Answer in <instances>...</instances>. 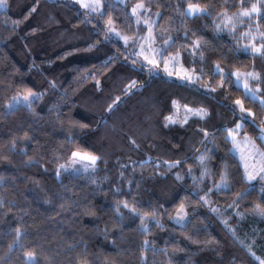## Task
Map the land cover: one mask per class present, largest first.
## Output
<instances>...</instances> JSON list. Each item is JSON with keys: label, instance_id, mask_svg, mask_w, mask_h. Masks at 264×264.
<instances>
[{"label": "trees", "instance_id": "16d2710c", "mask_svg": "<svg viewBox=\"0 0 264 264\" xmlns=\"http://www.w3.org/2000/svg\"><path fill=\"white\" fill-rule=\"evenodd\" d=\"M102 2L103 16L74 0H5L0 9V264H261L252 250L264 220L252 212L264 199L245 179L225 129L239 121L260 142L264 108L232 74L260 73L264 97V56L243 46L249 19L234 33L215 26L223 9L235 13L255 0H143L157 40L176 41L166 54L179 51L183 65L200 73L197 83L151 71L135 55L137 44L131 52L106 39L109 18L135 39L147 26L131 13L138 0ZM189 2L212 14L183 15ZM28 89L40 94L31 108L6 110ZM237 99L254 115L241 120ZM184 105L206 115L166 121L183 119ZM76 150L100 157L95 171L57 177ZM169 161L180 163L169 168ZM224 172L227 188L217 190ZM125 200L155 211L147 231ZM181 203L184 225L173 221Z\"/></svg>", "mask_w": 264, "mask_h": 264}, {"label": "snow or ice", "instance_id": "6c2138e0", "mask_svg": "<svg viewBox=\"0 0 264 264\" xmlns=\"http://www.w3.org/2000/svg\"><path fill=\"white\" fill-rule=\"evenodd\" d=\"M79 3L82 7L91 9L96 12H100L102 7L101 0H79ZM5 6V0H0V7ZM150 9L148 6L143 2V0H138V2L132 7L131 13L136 17V23L139 24L141 20H143V24L147 26V33L144 36H141L138 40H133V44H138L140 51L135 53V55L142 56L143 62H146V65H153L159 66L161 63L163 64L164 71L167 72L169 75L175 74L182 76L185 80L191 81L194 77L196 79H200V73H197L195 69H187L184 68L183 65L180 63V53L177 51L174 55H165L168 52V49L175 45L176 41L172 36H168L167 39L163 40V43L160 47H155L156 37L153 33V22H150L149 19L145 18L144 15L149 12ZM101 16L104 15L103 12H100ZM212 13L209 11L207 6H203L199 2L193 3L189 2L187 7L184 9L183 15L185 16H199V15H211ZM155 15L159 16L160 13H155ZM253 17H256L255 21V31H252V26L249 25V30L245 33H242V36L248 38L249 44L246 47H249L251 53L253 55L259 53L261 56H264V31L261 30L260 21L264 20V0H255V2L251 3L250 7H243L241 3V7L237 13L229 14L227 9H223L220 13L217 14L216 20L218 23L215 24L217 29L221 28L223 25L224 29H227L230 33H234L237 23H243L244 18H248L251 20ZM107 30H106V39H112L113 36L122 39L125 45L128 44L130 37L126 35H122L118 32L115 27H113V21L111 18L107 21ZM164 33H161L163 37ZM187 35V33H185ZM259 38V43L255 41ZM145 42H147V54H145ZM200 41L196 40L193 43V50L199 48ZM158 57V58H157ZM135 63V61H133ZM171 65L172 71H169V67ZM179 67L180 71H175V69ZM155 68H152L151 71H155ZM217 72H222V69L219 68V65L216 66ZM203 70L201 69V72ZM236 77V84L237 86H242L246 95H249L252 99H259L261 107L264 108V97H258L257 92L259 91L260 82L262 81V77L260 73L256 71H247L241 73L239 71L233 73ZM256 81V87L252 88L249 85V81ZM40 94L33 93L31 89L26 90L23 93H18L13 100L16 103H19L21 99L25 102L29 108H31L32 101L34 99H39ZM120 98L116 97V101ZM116 101H113L115 103ZM235 105L239 107L240 110V119H246L245 114L254 115L250 108H245L244 104L241 100L237 99L235 101ZM9 108L14 107L13 104H9ZM111 105H109V109H111ZM185 109V116L183 119L177 120V117L174 115H169L165 117L166 121L171 123H186L188 114H195L200 116L201 118L206 115V110L204 109H192L189 108L187 105H184ZM254 123V121H253ZM264 124V121L261 122ZM244 125L239 121L234 122L233 127L226 128V139L233 145V150L239 151L240 153V162L243 166L244 176L247 181L255 180L257 177L259 179L264 180V149H261L246 132H243ZM205 138L208 137L209 133L207 129H201ZM242 137V138H241ZM258 139L264 143V127L261 128L260 135ZM135 145V140L131 141ZM138 147V145H137ZM71 163H65L58 166L56 175L57 177L60 176L61 170L67 171L69 168H72L77 162L82 164L83 171L87 172L89 170L95 171L97 161L100 160V157L94 153L90 152H81L79 150L71 152ZM199 161L203 164L206 159L204 154H201L198 157ZM143 163V162H141ZM167 167L172 168L177 166L180 162L179 161H169L165 162ZM159 164V162H158ZM76 171H80V169H76ZM207 170L205 169V172ZM204 173H202L203 175ZM123 175V173H121ZM95 182V181H93ZM227 172L221 174V182L217 185H214L217 190L221 188H227ZM211 191V190H209ZM247 193H237V196L242 198L243 195ZM122 203L124 208L130 210V212L137 214L138 218L141 221V227L144 231H147V224H145V219H152L155 216V211L143 212L141 213L135 205H130L126 200L120 202ZM120 203L117 205V211H119ZM255 210L260 214L264 215V207L260 205H254ZM122 215V214H121ZM187 212L185 211V206L183 203L180 204L179 209L176 212L177 222H180V219L183 216H186ZM157 224L159 223L158 220L155 221ZM17 233L19 234V229H17ZM145 246L148 245V241L145 240ZM26 255L28 257H33L35 254L33 252H27ZM261 264H264V261H261Z\"/></svg>", "mask_w": 264, "mask_h": 264}, {"label": "rangeland", "instance_id": "374dc122", "mask_svg": "<svg viewBox=\"0 0 264 264\" xmlns=\"http://www.w3.org/2000/svg\"><path fill=\"white\" fill-rule=\"evenodd\" d=\"M74 1H76L80 6H81V4L79 3V0H74ZM121 1H125V0H121ZM101 4H102V7H103V2H102V0H101ZM82 7V6H81ZM102 7H101V9H100V11L102 10ZM3 7H0V9H2ZM86 12H88V13H96V11H93V10H91V9H88V8H84V7H82ZM239 11V10H238ZM237 11V12H238ZM237 12H235V13H237ZM230 15L231 14H233V13H229ZM246 19H248V18H244V20H243V22L246 20ZM215 23H218V20H215ZM255 22H253V18L250 20V25L252 26V28H251V30L252 31H255V24H254ZM238 24H240L239 22L237 23V25ZM107 27H108V25H107ZM113 27H115V29L118 31V32H120L122 35H126V36H128V37H130V39H129V42H128V44L126 45L127 47H129L130 48V51L131 52H134L135 50H134V45H136V44H133V40H138L139 38H137V39H135L133 36H131V35H129L128 33H126V32H124V31H122L121 29H119V28H117L114 24H113ZM221 28H223V25H221ZM249 30V26H248V29H246V31H248ZM245 31V32H246ZM244 32V33H245ZM147 33V32H146ZM153 33H154V35H155V37H156V43H155V47H160L161 45H162V43H163V41L162 42H159L158 40H157V35H156V30H155V28H154V24H153ZM144 35H146V34H144ZM114 37V36H113ZM116 38V37H115ZM118 39V38H117ZM118 40H120L121 42H123L124 43V41L122 40V39H118ZM256 43H259L260 41H259V38H257V40L255 41ZM125 44V43H124ZM249 44V41H248V38L247 37H245L244 36V43H243V46L247 49V50H249V51H251L250 50V48L249 47H246L247 45ZM140 51V48H139V45L137 44V47H136V53H138ZM145 54H147V42H145ZM172 55H174L175 53H171ZM165 55H170V54H166L165 53ZM140 58H141V60H142V62H141V64L142 65H146V62H143V57L142 56H139ZM158 58V57H157ZM179 59H180V63L183 65V63H182V60H181V54H180V57H179ZM147 67H153V68H157V69H159V70H161L162 72H164L165 74H168L167 72H165L164 71V67H163V64L161 63L158 67L157 66H153V65H147ZM183 67L184 68H186L184 65H183ZM220 68V67H219ZM169 71H172V68H171V65H170V67H169ZM175 71H180V68L179 67H177L176 69H175ZM237 71H239V72H241V73H244V72H247V71H244V70H234L233 71V73H235V72H237ZM169 75V74H168ZM171 76H175V77H178V78H181V79H183V80H185L182 76H179V75H175V74H172ZM235 77V76H234ZM235 79H236V77H235ZM187 81H189V80H187ZM189 82H191V83H197V79L194 77L191 81H189ZM249 85H250V87H252V88H255V86H254V83H253V81L252 80H250L249 81ZM242 87V86H241ZM243 88V87H242ZM33 93H38L39 94V92L38 91H34ZM16 96V95H15ZM15 96H13V97H15ZM257 96H258V94H257ZM13 97L7 102V104H6V106H5V108H6V110H11V109H13V108H16V107H18V106H20V105H27L25 102H23V100L21 99V101L19 102V103H16L14 100H13ZM34 100H36V99H34ZM33 100V101H34ZM13 104L14 105V107H12V108H9L8 106H9V104ZM241 123V122H240ZM251 137V136H250ZM242 138V137H241ZM252 139H254L255 140V142H256V144L261 148V149H264V146L262 145V144H264V143H262L261 141L259 142V141H257L255 138H253V137H251ZM232 151H233V153L238 157V159L240 160V153H239V151H235V150H233V146H232ZM65 163H71V159H69L68 161H66V162H63V163H61V164H65ZM241 163V162H240ZM241 166H242V164H241ZM242 168H243V166H242ZM76 169H80V171H76ZM68 171H71V172H74V173H82V174H85V175H87V176H90L91 174H92V170H89V171H87V172H85V171H83V168H82V164L80 163V162H77L75 165H73V167L72 168H69L68 169ZM249 182H251V183H254V184H258V186H259V189L261 190V196L263 197V199H264V180H261V179H259V177H257L255 180H252V181H249ZM261 207H264V203L263 204H259ZM185 211H186V209H185ZM236 211H238L237 210V208H235V212ZM252 213H254V216L255 217H262V215H260L256 210H254ZM240 214H242V213H240ZM187 215L186 216H183L181 219H180V222H177V218H176V214H175V216L173 217V221L175 222V223H177V224H179V225H184L186 222H187ZM259 232V231H258ZM251 243V242H250ZM252 245L250 244L248 247L250 248ZM251 249V248H250ZM255 249V248H254ZM254 249L252 250V252H253V254H254V256H255V258L258 260V261H264V258L262 257V256H260V255H257L256 253H254L255 251H254ZM26 259H27V261L28 262H34V260H35V256H33V257H28L27 255H26Z\"/></svg>", "mask_w": 264, "mask_h": 264}, {"label": "crops", "instance_id": "0c3cea01", "mask_svg": "<svg viewBox=\"0 0 264 264\" xmlns=\"http://www.w3.org/2000/svg\"><path fill=\"white\" fill-rule=\"evenodd\" d=\"M262 219L264 220V215H262ZM256 229L258 230H256V239L254 240L256 243L255 251L257 255H260L264 258V224L260 225Z\"/></svg>", "mask_w": 264, "mask_h": 264}]
</instances>
